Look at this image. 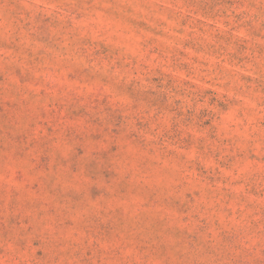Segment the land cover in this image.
Segmentation results:
<instances>
[{"label":"rangeland","instance_id":"rangeland-1","mask_svg":"<svg viewBox=\"0 0 264 264\" xmlns=\"http://www.w3.org/2000/svg\"><path fill=\"white\" fill-rule=\"evenodd\" d=\"M0 264H264V0H0Z\"/></svg>","mask_w":264,"mask_h":264}]
</instances>
